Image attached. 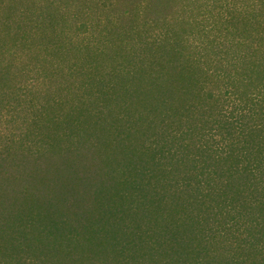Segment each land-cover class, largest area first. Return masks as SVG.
<instances>
[{
  "label": "trees",
  "instance_id": "1",
  "mask_svg": "<svg viewBox=\"0 0 264 264\" xmlns=\"http://www.w3.org/2000/svg\"><path fill=\"white\" fill-rule=\"evenodd\" d=\"M178 1L0 0V264H264V0Z\"/></svg>",
  "mask_w": 264,
  "mask_h": 264
},
{
  "label": "rangeland",
  "instance_id": "2",
  "mask_svg": "<svg viewBox=\"0 0 264 264\" xmlns=\"http://www.w3.org/2000/svg\"><path fill=\"white\" fill-rule=\"evenodd\" d=\"M8 1V0H6ZM127 1L129 0H122V2H120L119 7H117L115 10H121L126 4ZM131 1V0H130ZM16 2L18 4H22V2L24 4H30L31 6L29 7V11L33 12L35 9L32 8V4H35V0H16ZM15 2V3H16ZM178 0H161V7L163 9H165V12H170L172 11V7L176 6V4H178ZM10 8V7H9ZM77 8V7H76ZM85 10V7H81V8H77L74 9L70 12V14H77L78 12L83 14ZM109 9H107L106 11H98L99 15H105L106 13H109ZM112 14V12H110ZM83 16V15H82ZM14 17V15H13ZM20 21V19H19ZM4 27L0 26V40L2 41L3 39H6L4 37ZM10 36L7 37V39H9ZM13 39L12 40H8L7 42H5V46L0 47V65L1 66H8L9 70L7 71L8 73V77L6 79H4L3 83H7L8 87L10 88V90L12 91H19L20 95L22 94V90L21 87L26 85L28 82H30V78H33L35 76V74L33 72H28L27 67L29 66V64L31 63V61L33 59H30L29 56L27 54L22 55V57L18 56V59L15 60L13 59V57L8 54L7 52H9V50L11 49V47H13ZM22 48V47H19ZM13 51V50H12ZM32 55H35V53H33ZM37 57V56H36ZM2 69V68H0ZM2 73V71L0 70V74ZM9 79V80H7ZM41 89V90H40ZM45 89V86L42 87H38L37 89L32 90V94L34 95H38L39 97L41 96V94L39 93H43V90ZM53 91V90H52ZM44 96V95H42ZM10 95L5 96V98H9ZM19 99L21 100V97H17L15 96L13 99ZM23 98V97H22ZM22 103L23 105L26 103L24 98L22 99ZM21 102V101H20ZM19 109H23V107H19ZM27 114L26 112L24 114H22L21 116H19V119L15 118H9V117H0V141L1 138L3 136H7L6 134H8V136L12 135L13 133H16L17 136L20 135L21 133H23L28 126V118H27ZM10 133V134H9ZM7 136V137H8Z\"/></svg>",
  "mask_w": 264,
  "mask_h": 264
}]
</instances>
